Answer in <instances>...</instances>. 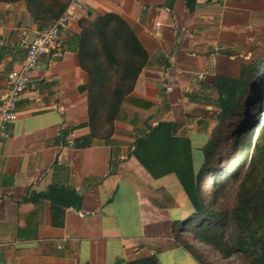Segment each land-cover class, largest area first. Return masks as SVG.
Returning a JSON list of instances; mask_svg holds the SVG:
<instances>
[{"label":"crops","instance_id":"obj_1","mask_svg":"<svg viewBox=\"0 0 264 264\" xmlns=\"http://www.w3.org/2000/svg\"><path fill=\"white\" fill-rule=\"evenodd\" d=\"M80 1L59 39L78 34L82 17L119 15L148 54L131 95L158 105L164 94V117L178 123L186 107L213 108L215 77L235 76L264 40L262 0H195L192 12L185 0ZM25 9L23 1L0 3V95L26 42L50 23L22 16ZM86 82L73 42L59 57L41 56L28 75L0 139V264H198L170 233L176 200L166 202L128 155L132 126L116 121L110 138L82 146ZM52 186L68 203L55 215L38 195Z\"/></svg>","mask_w":264,"mask_h":264},{"label":"trees","instance_id":"obj_2","mask_svg":"<svg viewBox=\"0 0 264 264\" xmlns=\"http://www.w3.org/2000/svg\"><path fill=\"white\" fill-rule=\"evenodd\" d=\"M18 1L26 6L22 16L50 22L69 2L0 0V3ZM185 5L192 12L195 0H185ZM78 26V34L67 33L58 41L61 51L74 43L80 68L87 75L89 133L81 139L82 146L89 145L92 139L110 138L116 121L131 125L134 140L128 155L134 156L155 179L173 173L188 200L186 216L170 221L173 238L199 264H210L203 253L211 251L222 259L237 255L241 264H264V118L262 120L261 114L264 45L259 46L262 57L257 62L240 63L235 76L215 77L217 99L213 108L192 107L185 110V122L178 123L164 117L168 110L164 94L158 105L131 95L139 73L148 63V54L119 15L106 12L93 18L82 17ZM62 31L64 29L59 30V37ZM246 99L252 103L250 108L244 109ZM242 107L241 131L233 132L238 138L232 140L236 144L235 163L226 162L218 170H212L209 165L224 157L216 152L223 126L233 125L231 115L235 116ZM244 114L249 115L247 121ZM190 131L197 133L200 142L204 141L200 146H192ZM216 171H220L216 182L218 190L208 197L206 177ZM232 180L238 184L233 201L226 205L219 202L218 194ZM55 187L38 194L50 199L54 215L60 205H68L58 199L60 189ZM67 191L78 199L73 191ZM167 198L169 204H173L171 196ZM185 235L190 239L186 240ZM202 248L205 251H197Z\"/></svg>","mask_w":264,"mask_h":264},{"label":"rangeland","instance_id":"obj_3","mask_svg":"<svg viewBox=\"0 0 264 264\" xmlns=\"http://www.w3.org/2000/svg\"><path fill=\"white\" fill-rule=\"evenodd\" d=\"M262 1L264 4V0H262ZM258 44H260V45L250 46L249 55L243 57L244 58L243 62H245V64H249V63L255 62V61L257 62L262 57V55H261L262 52L259 49V46L264 45V40L259 41ZM238 61H241V59L238 58ZM232 71H233V69H232ZM251 103L252 102H249V101L247 102V99H246L243 102V105L244 106L246 105L244 109L250 108ZM188 109H190V107L185 108V110H188ZM242 111H243V107L239 109V111L235 114V116L231 115L230 122L233 125H229V123H227L225 126H223V136L218 141V145L216 147V152L221 154L224 157L221 160L217 159L211 165H209L210 168H212V170H218L219 168L223 167L224 163L226 164V162L227 163H235V155H236L235 146H236V144L233 141H236L238 138L235 137L233 132L236 131L239 133L241 131V128H239V127L241 125V121L243 120ZM262 112L263 113H261V114H262V120H263L264 108L262 109ZM244 117H245L244 121L245 120L247 121L249 119L248 118L249 115H247V114L246 115L244 114ZM228 126L230 127V129L227 128ZM193 134H194V136H193V138H191L192 146H193V143L196 146H198V145L200 146L204 141L202 140L200 142L198 140L197 133H193ZM193 147H195V146H193ZM195 151L196 150L194 149V153H195ZM219 176H220V171H216V172H212L211 174H209V177H206V180H207L205 183L206 196L209 197L213 193H215L216 190H218L216 182H217ZM152 180L153 181L151 184L153 187H160L161 188L162 191L160 192L161 194H159V195H161V197L164 195L163 198L165 197V199H168L167 195H169V196H171V198L176 200L175 201L176 207L172 211L173 214H176V216L184 218L186 216V214L188 213V210H189L188 209V202H187V198L182 193L183 191L181 189V186H180L176 176L173 173H170V174L165 175L163 177L156 178V179L154 178ZM237 184H238V182L233 181V180L230 182H227L222 187L221 192L218 194L219 202L224 203L226 205H230L231 202L233 201L234 194H235V191L237 188ZM159 197L157 198L158 200L161 198V197L160 198ZM166 202L169 203V201H166ZM185 239L189 240L190 239L189 235H185ZM196 244H199V243L196 242ZM197 251L201 253V252L205 251V249L202 248V249H198ZM203 255L207 256L206 262H208L210 264H241V259L237 255H232L228 259H222L220 257V255H218L215 251L214 252L213 251L205 252V253H203Z\"/></svg>","mask_w":264,"mask_h":264},{"label":"built area","instance_id":"obj_4","mask_svg":"<svg viewBox=\"0 0 264 264\" xmlns=\"http://www.w3.org/2000/svg\"><path fill=\"white\" fill-rule=\"evenodd\" d=\"M80 5V0H69L64 11L56 19L42 27L26 42L25 55L20 64L7 73L6 87L0 95V139L5 136L4 126L17 116V102L26 88L29 73L37 66L40 57L44 54L56 57L62 55L58 41L59 30L66 28Z\"/></svg>","mask_w":264,"mask_h":264}]
</instances>
